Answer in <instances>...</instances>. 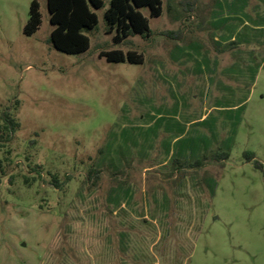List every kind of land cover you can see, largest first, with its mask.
<instances>
[{"label":"rangeland","instance_id":"374dc122","mask_svg":"<svg viewBox=\"0 0 264 264\" xmlns=\"http://www.w3.org/2000/svg\"><path fill=\"white\" fill-rule=\"evenodd\" d=\"M32 1L0 0V117L19 124L0 150V264H264V64L227 50L264 44V0H162L141 9L152 36L122 45L106 2L79 55L48 42L46 0L24 35Z\"/></svg>","mask_w":264,"mask_h":264},{"label":"trees","instance_id":"16d2710c","mask_svg":"<svg viewBox=\"0 0 264 264\" xmlns=\"http://www.w3.org/2000/svg\"><path fill=\"white\" fill-rule=\"evenodd\" d=\"M108 6L104 11L103 18L107 27V33L113 34L112 41L116 45L128 43V39L134 36H142L149 39L152 36L149 21L142 14L141 9H147L149 16L157 18L162 13V0H46L49 13V23L53 27L48 42L57 51L67 55H79L89 49L90 40L85 35L88 31L97 28L98 17L95 10L104 8L105 3ZM41 25V14L37 1H32L29 8L28 21L24 27L25 36H32ZM242 48L246 52H256L259 56V66L264 64V44L259 42L246 41L245 37L227 44V50ZM99 57L108 63H129L138 65L143 63L141 55L128 51L126 53L120 50L102 51ZM259 66L257 68H259ZM256 72V71H254ZM0 150L9 144L13 138L19 124L9 111L4 112L0 117ZM247 161L254 160L251 153H246ZM214 159H226L227 154L215 152L212 154ZM176 161V160H175ZM200 159L196 160L189 167L197 168L202 166ZM254 166L262 170V165L254 161ZM175 168L182 167L179 162ZM99 170L91 168L88 172V181L96 183L99 177ZM55 185L56 179L53 177ZM213 188H215V181Z\"/></svg>","mask_w":264,"mask_h":264},{"label":"crops","instance_id":"0c3cea01","mask_svg":"<svg viewBox=\"0 0 264 264\" xmlns=\"http://www.w3.org/2000/svg\"><path fill=\"white\" fill-rule=\"evenodd\" d=\"M120 207H122V209H125V207H124V206H120Z\"/></svg>","mask_w":264,"mask_h":264}]
</instances>
